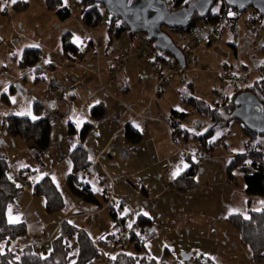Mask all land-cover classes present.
I'll return each mask as SVG.
<instances>
[{"label":"crops","instance_id":"crops-1","mask_svg":"<svg viewBox=\"0 0 264 264\" xmlns=\"http://www.w3.org/2000/svg\"><path fill=\"white\" fill-rule=\"evenodd\" d=\"M77 7L79 12L74 11ZM44 8V4L40 6L41 10ZM75 8H71L72 15L62 20L60 28L48 36L44 43L25 46L24 49L37 47L43 51L41 66L23 69L28 71V75L22 73L23 77H18L26 83L32 98L24 103L19 97L16 101L18 109L15 105L10 107L7 114L1 115L25 113L23 115L33 120L36 117L34 104L38 103L43 108V115L50 120V144L46 150L38 149L34 142L23 144L17 137L7 135L2 130L4 126L0 127V135L7 139V143H0V152L12 157L10 159L19 172L18 182H36L46 175H50L54 181L55 177L66 181L71 172L69 156L79 143L77 134L69 133V125L74 124L79 129L91 121V108L102 105L106 109L105 117L95 121V131L83 142L93 168L86 174L87 181L92 184L95 196L101 203V174H108L113 180V199L125 186L126 189L131 187L129 177H132L135 181L140 180L147 195L153 193L159 196V201L167 202V211L163 208L157 214L147 215L153 219L156 229V235L146 243V250L154 259L161 264H173L167 262L171 261V257H174L177 264L182 261L184 264H192L194 260L196 264H264V260L254 261L248 244L243 241L233 242L223 236V230L226 231L229 224V215H247L250 209L260 210L264 207V197L254 199L246 193L241 171L234 169L231 175L228 171V165L239 152L231 150L227 141L223 140L212 155L203 157V149L194 147L190 141L184 142L180 137L182 135L176 140L172 112L186 113L180 110L185 106L181 99L182 90L174 87L179 103H168L154 97L157 81L153 73L154 65L153 62H149L152 66L146 64L143 59L145 56L132 53L121 73L115 72L113 67V59L120 46H130L133 51L143 45L146 35L142 32L138 35L128 32L116 35L115 31L109 30V17L99 27L88 28L81 20V5L78 1ZM67 32L72 34L74 42L81 47L77 59L62 52L61 38ZM86 41L88 45L84 44ZM17 52V48L12 46L8 55L16 59L20 54ZM114 76L116 81H112ZM143 76L147 78L146 83ZM176 120L186 128L179 117ZM128 125L134 126L142 134L139 143L133 144L126 138ZM178 143H186L187 147L181 148L177 146ZM193 148L198 151L192 153ZM197 154L199 157H196ZM190 158L199 162L197 184L190 192L180 193L171 186L173 173L177 169L181 172L187 168L191 163ZM23 168L28 169L27 175L21 174ZM133 186L136 187L135 184ZM24 194L27 202H16L11 207V218L24 220L28 227L27 234L18 238L17 248L37 243L45 246L48 240L37 234H47L49 231L52 233L50 238L54 240L60 223L73 214L60 216L54 223H49L43 219L46 216L44 209L37 211L36 201L40 203L39 206L43 204L40 197L35 196L29 186L20 197ZM92 208H86L85 215L90 217L95 209H100L94 205ZM215 228L220 229L221 237L213 231ZM209 232L214 237L205 239L199 235ZM54 248L61 259L63 253L56 243ZM238 248L243 250L245 259H239L236 252Z\"/></svg>","mask_w":264,"mask_h":264},{"label":"trees","instance_id":"trees-1","mask_svg":"<svg viewBox=\"0 0 264 264\" xmlns=\"http://www.w3.org/2000/svg\"><path fill=\"white\" fill-rule=\"evenodd\" d=\"M9 1L0 0V4L8 3ZM165 1L169 11L174 12L187 7L195 0ZM213 1L214 4L208 14L205 17H201L199 13L195 14L188 27L168 28L162 26V30L172 37L174 43L182 50L184 55L186 54L185 47L173 38V34L184 33L188 28H193L199 21L210 23L213 26L217 25L220 28L229 27L231 30L236 28L241 12L227 6L224 0ZM78 2L81 5V20L85 26L94 29L102 25L105 20V12L108 13L103 4L93 0H79ZM45 4L61 20H66L72 15L71 8L66 4L65 0H45ZM28 6L29 2L27 0H18L17 3L13 4V9L21 11L28 8ZM253 10L260 18L264 17L260 16L255 9ZM230 13H234V15ZM108 14L110 31H115L116 35H120L123 32L136 33L132 32L120 18L114 17L110 13ZM249 19L253 20V22L258 21L254 16H250ZM249 28L253 31L255 30L254 32L258 30L257 25H250ZM148 39L157 50L154 40L149 37ZM260 45L261 48H264L263 42ZM61 49L65 55L73 59H77L81 53V47L74 42L70 32L62 36ZM162 57L166 58L164 55ZM173 59L170 60L177 63ZM42 62V49L31 47L23 50L18 60V65L21 69L39 68ZM263 63L261 66L264 68ZM261 75L262 73L252 81L251 85L233 90V94L225 96L223 100H219L214 105L191 95V87L182 91L181 99L185 103L190 104L198 113L209 116L212 119V125L205 132L197 134L187 128H183L181 123L176 120V117L185 118L187 113L173 111L172 127L176 135L175 139L178 140V137L182 135L180 137L184 142L195 141L205 151L206 156L212 155L221 145L224 136L227 135L219 133L220 135L217 136L218 130L226 128L231 121L237 120L230 118V116L236 108L235 100L240 93L250 91L264 105V76ZM11 88L14 90V86ZM2 97L7 99L8 95L5 93ZM34 111L36 117L33 120L25 115H4L1 125L5 126L6 131L10 135L20 137L25 142L33 141L38 149L46 150L50 144V120L43 115V108L40 104H34ZM105 115L106 109L102 105H95L91 108V121L82 125L79 129L74 124H70L68 129L70 134H77L79 143L69 156L71 172L66 177V184L71 193L82 203L94 205L96 208H101L102 205L108 202L102 190L108 183L105 177L109 175L106 174L104 176V174H101L102 185L100 192L103 196V202L101 203L95 196L96 191L92 184L85 179L86 174L90 173L93 168L88 149L83 142L95 131V121L104 118ZM241 126L248 137L245 141L247 149L245 152L237 153L234 156L228 165V171L231 175L232 171L238 168L244 178L246 193L249 196L264 197V152L261 151L264 142L256 140L258 134L250 131L242 123ZM125 135L133 144L139 143L142 139L140 131L132 125L126 127ZM222 135L223 137H221ZM196 157H199L198 154ZM190 162V165L171 181L173 189L180 193L190 192L197 184L199 162L191 158ZM27 171V168H23L20 172L21 174H26ZM18 176L19 172L16 171L11 159L0 152V264H94L96 260L102 258L105 254V249L111 243H113V246L118 244L119 234L117 232L112 230L110 233L94 239L85 227L78 226L74 222V217L70 216L60 223L57 236L54 239L56 245L59 246L58 249L63 253L61 259L58 258L55 249L48 252L45 250L44 245L40 246V243L14 249L12 242L26 235L28 227L24 220H19L15 223L11 221V207L16 203L18 197L27 186L32 189L35 196L43 199V208L46 214L58 213L66 206L64 195L50 175H46L36 182L28 180L22 183L18 182ZM109 178L113 183L110 176ZM118 205L121 206L120 204ZM108 207L114 208V203ZM113 215L117 222L114 226H118L125 221L124 217L118 218L116 212H113ZM245 216L249 218L245 219ZM227 221L237 229L241 240L248 244L254 261L262 262L264 260V207L260 210L250 209L247 215L242 213L231 214L227 217ZM131 225L132 227L127 229L126 237L129 244L134 246L136 252L131 254L121 250L113 258L108 257L109 264H161L146 250V243L156 235L153 219L147 215L138 214ZM4 245L5 249L2 251ZM43 248L45 251H43Z\"/></svg>","mask_w":264,"mask_h":264},{"label":"rangeland","instance_id":"rangeland-1","mask_svg":"<svg viewBox=\"0 0 264 264\" xmlns=\"http://www.w3.org/2000/svg\"><path fill=\"white\" fill-rule=\"evenodd\" d=\"M27 1L30 2V6L21 11L13 9L11 0L8 3L5 2L0 4V127L3 126L1 125V115L7 114V112L11 110L10 107L16 105V101L19 97L22 98L24 103H27L28 100L32 98L30 97L31 93L27 91L26 83H23L22 80L18 79L22 73L28 75V71L21 69L18 65V60L22 55L21 53H23V49L26 45L33 46V44L44 43L47 37L56 33L54 31L58 30L60 25H62V20L56 18L57 15L47 8L45 0ZM77 1L79 0H65L66 4L72 9L75 8ZM43 4L46 8L41 10L40 6ZM76 10L77 12L80 11L78 7L74 9L75 12ZM250 16H254L258 21L253 22V20L249 19ZM108 17L109 14L105 12V19H108ZM250 25H257L258 30L254 32L255 30L253 31L249 28ZM262 25H264V17L260 18L252 7L241 12L240 19L234 30H231L229 27L220 28V26H213L210 23L198 22L193 28L204 40V43L196 52L198 60L197 66H195V69H192L190 65L185 68L181 67L182 75L180 76L179 74L178 76H173L174 78L170 77L164 90L160 94H156L154 90L153 96L155 95L154 97L162 98L168 103H179L175 88L185 91L191 87V95L214 105L219 102V93H223L225 96H230L233 94V90L251 85L252 81L259 77L260 73L264 76V68L261 66L262 62H264V48H261L260 45L261 42L264 43V26ZM139 33L140 32H136L135 35H138ZM185 35L186 33L173 34V38L177 40L179 44L186 45V40L184 39ZM12 46H15L18 50L17 53H20L19 57L16 58L17 60L12 59L8 55L9 48ZM123 47H125V45L120 46L119 51ZM157 52L164 55L169 60L173 59L170 54L158 49ZM143 59L146 64L152 66L146 57ZM5 70L8 71L7 75H3ZM146 76H143L144 83L147 81ZM179 83L180 87L178 86ZM190 83H192L191 86H189ZM12 86H14V90L11 88ZM5 93L8 95L7 99L2 97ZM19 104L21 105L20 102ZM16 108L18 109L17 105ZM180 110H185L186 113L188 112L185 118L180 117L179 119L183 122V126L190 131L199 134L200 132H205L211 127L212 119L207 115L198 113L190 104L185 103V106L181 107ZM4 128L2 130H5L6 134L10 135ZM219 133L227 134L224 136L223 140L227 141L231 150L242 153L247 149L245 141L248 137L239 121H231L226 128L218 130L217 136L220 135ZM221 137H223V135ZM17 138L23 144L27 142L33 143V141L25 142L20 137ZM256 140L264 142V135H258ZM0 143H7V139L0 135ZM189 143L200 149L197 142L190 140ZM184 144L186 145V143H183V145L182 143H178L177 146L186 148L187 145L184 146ZM195 151L197 152L198 150H196V148L191 149L192 153H196ZM201 155L203 157L206 156L205 151L202 152ZM10 158L12 159V157ZM55 178L58 188L65 197L66 206L58 213L52 215L45 213L46 216H43L45 221L54 223L60 216L73 214L74 222L78 226L85 227L94 239H98L100 236L110 233L112 230L119 234L118 244L113 246V243H111L110 246L105 249V254L102 258L96 260L94 264H109L108 257L113 258L116 253L121 250L134 254L136 250L133 245L129 244L126 237L128 225L134 222L138 214L147 213L148 215H151L161 212L163 208L165 211L168 210L165 206L167 202L159 201L157 199L159 196H156L153 193L147 195L146 191H144L143 185L140 184V180L135 181L132 177H129V180L132 183V188L127 187L126 189L125 186L119 195L116 194V197L112 200L114 208L108 207L105 204L100 209H95L91 216L88 217L84 212H86V208L94 209L92 208V205L82 203L71 193L66 181L61 180L59 177ZM134 184L136 185L135 188L133 186ZM25 197L26 194L21 197L19 196L16 202H27ZM251 197L256 199L254 196ZM40 199L41 203H43V199ZM121 199L126 201V206L121 207L118 205ZM183 199V196H181V200ZM22 205L26 206L27 203H23ZM39 205L40 203L36 201L37 211L40 210V208H43V204H41V206ZM126 209L127 211L125 212ZM113 212L117 213L118 218L124 217L125 221L118 226H114L117 222L114 218ZM13 220L18 221L19 219L16 220L11 218V221ZM226 227V231L223 230V236L228 237L230 241L241 243L240 241L242 240L237 229L230 224ZM213 231L218 232V237H221L219 228H215ZM168 232L169 231L166 230L167 234H169ZM51 234L52 233H49V231H47V234H37L41 235L43 239L48 240L44 246L48 252L56 249L54 248L55 240H52L53 237L50 238ZM199 235L205 239L208 237H214L210 232L199 233ZM17 243L18 240L12 242V246L17 248ZM4 249L5 245L3 246L2 251H4ZM43 251H45L44 248ZM236 252L239 254V259H245V254L241 248L236 249ZM197 256L199 259L201 258L199 254ZM173 258L174 257H171V259H169L171 261L167 262L177 264L176 260ZM181 264H184V262L182 261ZM192 264H196V261H192Z\"/></svg>","mask_w":264,"mask_h":264},{"label":"water","instance_id":"water-1","mask_svg":"<svg viewBox=\"0 0 264 264\" xmlns=\"http://www.w3.org/2000/svg\"><path fill=\"white\" fill-rule=\"evenodd\" d=\"M105 6L112 16L120 18L132 32H143L153 39L156 47L169 53L182 67L186 58L172 37L162 30L190 26L195 14L205 17L212 8L213 0H195L187 7L170 12L165 0H93ZM231 8L242 12L250 7L264 16V0H224ZM236 108L230 118L239 120L250 131L264 135V105L250 91L240 93L235 100Z\"/></svg>","mask_w":264,"mask_h":264},{"label":"built area","instance_id":"built-area-1","mask_svg":"<svg viewBox=\"0 0 264 264\" xmlns=\"http://www.w3.org/2000/svg\"><path fill=\"white\" fill-rule=\"evenodd\" d=\"M184 33H186L184 37V39L186 40V45L182 46L185 47L186 51V67L190 65L192 69H195V66H197L198 62L196 52L197 49L204 43V40L199 36L194 28H188L186 31H184ZM143 35L145 36V34ZM145 38H147V36H145ZM84 44L88 45L89 43L86 41L84 42ZM132 53H135L137 56H145L147 60L153 62V73L157 79L155 89L156 94H159L164 90V87L169 82L170 77L182 74L180 65L167 58L162 57V55L157 52L148 38L143 41L142 46L137 47L133 51L130 46H125L118 52L117 56L113 59V67L115 72L121 73L125 70L129 61V57ZM3 74L7 75L8 71L5 70ZM112 81H116L115 76L112 78ZM218 98L219 100H223L225 98V95L223 93H219ZM261 151L264 152V144L261 147ZM105 178L108 183L103 187L102 193L108 200L106 205L111 206L113 205L112 199L114 196V185L109 176H106ZM119 204L121 206H125L126 201H120Z\"/></svg>","mask_w":264,"mask_h":264},{"label":"snow or ice","instance_id":"snow-or-ice-1","mask_svg":"<svg viewBox=\"0 0 264 264\" xmlns=\"http://www.w3.org/2000/svg\"><path fill=\"white\" fill-rule=\"evenodd\" d=\"M11 3H12V4L17 3V0H11ZM230 14H231V15H234V13H230ZM13 102H14V100H13ZM18 114H19V115H23V114H25V113H18ZM179 172H180V170L177 169V171L173 173V178H175V176L179 175ZM262 203H264V202H262ZM126 211H127V209L125 210V212H126ZM144 215L146 216V215H148V214H147V213H144ZM248 218H249V217L245 216V219H248ZM12 222L15 223L16 221L13 220ZM128 227H129V228L132 227L131 223L128 225ZM102 238H103V237H102Z\"/></svg>","mask_w":264,"mask_h":264}]
</instances>
